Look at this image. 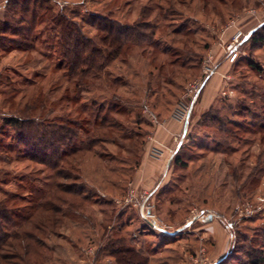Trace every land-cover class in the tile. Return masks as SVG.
<instances>
[{
	"label": "rangeland",
	"instance_id": "374dc122",
	"mask_svg": "<svg viewBox=\"0 0 264 264\" xmlns=\"http://www.w3.org/2000/svg\"><path fill=\"white\" fill-rule=\"evenodd\" d=\"M22 1L0 0V200L17 196L6 223L33 214L56 183L85 184L82 206L56 201L63 226L36 231L45 264H117L118 247L148 264H252L249 252H264V42L243 41L233 63L225 46L231 21L263 31L264 0H31L28 11L45 4L30 38ZM59 11L99 46L98 23L140 26L143 38L107 67L110 88L76 87L65 71ZM214 67L189 118L177 119L188 85ZM99 111L114 123L81 153L78 179L41 161L66 141L68 116ZM15 249L4 248L9 262Z\"/></svg>",
	"mask_w": 264,
	"mask_h": 264
},
{
	"label": "trees",
	"instance_id": "16d2710c",
	"mask_svg": "<svg viewBox=\"0 0 264 264\" xmlns=\"http://www.w3.org/2000/svg\"><path fill=\"white\" fill-rule=\"evenodd\" d=\"M43 1L48 2L49 0ZM45 2L41 4L36 2L35 4L38 7L29 8L30 12L26 8L27 5H30L31 0L22 1L23 6H26L21 9L25 14L23 15V19L29 25L27 28L28 33L25 37L30 38L32 36V32L36 27V21L41 12L39 8H42ZM51 20L55 28L58 27L60 30L59 40L62 42L61 54L65 60V71L77 77L76 87L90 88V86L96 85L100 80L106 89L110 88L112 80L109 79V73L107 72L108 65L117 60L122 53L126 52L131 44L141 40L144 35L139 25L125 26L118 22L105 21L97 25V29L101 33L99 37L101 45L99 46L95 43V40L85 36L78 21L69 17L65 12L59 11L55 16L51 17ZM250 38L256 44L263 43L264 28L262 32L251 33L248 39ZM250 64L253 68L258 69L260 72L262 71V67L257 62L251 60ZM102 106L104 107V105ZM101 112L99 111L96 115L91 113L84 116L79 115V117L75 118L68 116L65 120L67 125L61 127L65 133L66 141L61 144L55 158L41 161L49 162L55 168L58 166L57 171L63 172L65 178L73 177L74 179H78L80 172L75 173L74 171L75 169L79 171L76 167L80 162L81 153L83 151H92L94 138L101 136L102 131H106L107 128L113 126L114 122L108 121L106 115L101 116ZM8 121L17 126L22 120L19 117H11ZM32 137L37 138L38 135L34 133ZM22 138V141L29 143L27 139ZM39 141L50 148V144L48 141L45 143L44 138H40ZM179 159L180 157H177L175 161L178 162L180 161ZM56 184L57 186L55 185L42 196L37 206H35L33 214L25 217L24 220L20 219L15 224L12 222L8 225L5 220H8V214L14 211L10 207V204H16L17 196L12 197L7 194L0 200V218L3 219H0V237L3 238L2 240L0 238V257L4 258L5 264H45L49 248L43 241L41 242L40 237H36L38 234L36 231L38 230L43 233L44 229L51 227V230H53V226L59 223L63 226L67 212H65L66 210L62 211V208L57 206V200L63 203L67 202V208L83 205L87 196L81 194V190L85 187V184L80 186L66 183L64 187L61 183ZM60 192L69 194L70 197L64 198V195L58 197ZM19 198L22 199L21 196ZM17 207L19 208V206ZM7 239L9 240L3 245L4 242L2 241H6ZM12 239L16 242H9ZM33 243L35 244L34 247ZM16 244H19L20 248ZM5 246L13 249L16 248L15 252H10L13 255L11 263L5 255ZM112 252V255L117 260V264H148L149 262V257L136 248L118 247L113 249ZM249 258L252 264H264V252L262 250H251Z\"/></svg>",
	"mask_w": 264,
	"mask_h": 264
},
{
	"label": "built area",
	"instance_id": "2783aa9c",
	"mask_svg": "<svg viewBox=\"0 0 264 264\" xmlns=\"http://www.w3.org/2000/svg\"><path fill=\"white\" fill-rule=\"evenodd\" d=\"M256 10H249L250 15L255 14ZM235 27V31L232 35V40L226 43V57L228 62L233 63L239 55V45L249 38L251 31H244L236 21H231L230 27ZM216 72V68H211L210 72L205 75L204 78L197 79L196 81L190 83L187 87L186 93L183 96L182 101L178 104L174 111V116L180 120H187L194 108V105L199 102L200 97L210 80L212 73ZM159 152V151H156ZM130 199V198H128ZM156 226V221L152 219L151 222Z\"/></svg>",
	"mask_w": 264,
	"mask_h": 264
},
{
	"label": "crops",
	"instance_id": "0c3cea01",
	"mask_svg": "<svg viewBox=\"0 0 264 264\" xmlns=\"http://www.w3.org/2000/svg\"><path fill=\"white\" fill-rule=\"evenodd\" d=\"M162 132V134H160V136H163L165 139L167 138V141H165V139L164 138H162L163 139V143L165 144V143H169L170 141H171V139H172V137H171V133L170 132H168V133H165L164 131H161ZM169 138V139H168ZM144 172V171H143ZM139 173H140V171H139ZM141 175H146V173L144 172V173H142ZM150 176H153V175H150Z\"/></svg>",
	"mask_w": 264,
	"mask_h": 264
},
{
	"label": "water",
	"instance_id": "95a60500",
	"mask_svg": "<svg viewBox=\"0 0 264 264\" xmlns=\"http://www.w3.org/2000/svg\"><path fill=\"white\" fill-rule=\"evenodd\" d=\"M211 218H212L211 214L207 215V219H211Z\"/></svg>",
	"mask_w": 264,
	"mask_h": 264
}]
</instances>
